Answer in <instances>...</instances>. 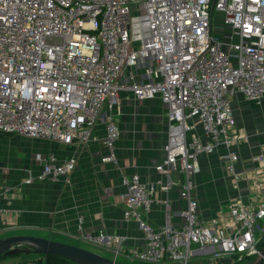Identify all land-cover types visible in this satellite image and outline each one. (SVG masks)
<instances>
[{"label":"built area","instance_id":"1","mask_svg":"<svg viewBox=\"0 0 264 264\" xmlns=\"http://www.w3.org/2000/svg\"><path fill=\"white\" fill-rule=\"evenodd\" d=\"M215 11L222 13L216 27ZM123 91L139 100L159 96L166 107L165 155L155 169L165 177L163 190L180 183L184 222L154 227L147 214L155 184L135 173L122 177L124 215L139 223L145 247L124 250L119 235L85 233L80 217L81 235L112 248L115 261L190 264L192 256L206 255L199 264H236L258 257L264 155L255 157L251 178V192L255 187L261 196L230 200L208 220L199 216L194 178L201 158L219 148L227 173L242 178L239 145L248 136L237 128L233 101L237 95L264 99V0H0L1 132L88 143L104 109L114 112ZM121 135L109 115L103 162L118 161ZM35 162L40 168L26 184L60 181L77 165L74 156L60 160L55 153H37ZM174 173L184 179L177 182ZM205 248L211 250L200 252Z\"/></svg>","mask_w":264,"mask_h":264},{"label":"crops","instance_id":"2","mask_svg":"<svg viewBox=\"0 0 264 264\" xmlns=\"http://www.w3.org/2000/svg\"><path fill=\"white\" fill-rule=\"evenodd\" d=\"M153 100L158 106H150ZM162 103L159 96L139 100L132 92L123 91L114 112L104 109L88 143L64 144L37 138L32 142L36 147L30 149L32 160L30 157L21 162H0V239L31 235L72 244L65 240L71 239L113 253L112 248L94 244L81 235L78 228L81 217L85 233L95 235L104 230L110 235L121 236L124 250L144 248V232L136 220H126L122 200L126 191L122 177L135 173L156 187L147 214L151 224L156 228L168 221L182 225L186 201L180 195L181 185L163 190L159 180L164 181L165 177L155 169L165 155L167 118ZM233 105L237 128L248 136L247 141L239 145L237 168L242 172V178L236 181L227 173L220 156L222 148L201 158L202 171L194 178V194L199 200L202 220L220 214L230 200L249 202L254 197L255 201L262 194L256 192L255 187L254 194L251 192V178L254 173L255 180L258 166L255 157L264 155V99L261 103H253L237 95ZM111 114L122 130L116 142L118 161L103 162L102 157L109 154L104 138L106 121ZM37 153H55L60 160L74 156L76 168L60 181L36 180L26 184L29 172L37 173L40 168L34 159ZM183 177L181 173L173 174L177 182ZM210 250L205 248L200 252ZM33 259L27 257L18 261L7 257L0 260V264H20Z\"/></svg>","mask_w":264,"mask_h":264},{"label":"water","instance_id":"3","mask_svg":"<svg viewBox=\"0 0 264 264\" xmlns=\"http://www.w3.org/2000/svg\"><path fill=\"white\" fill-rule=\"evenodd\" d=\"M18 253L55 254L68 258L76 264H120L114 258L50 238L18 235L0 239V256H11ZM263 260L264 245L257 259L247 264H263Z\"/></svg>","mask_w":264,"mask_h":264},{"label":"rangeland","instance_id":"4","mask_svg":"<svg viewBox=\"0 0 264 264\" xmlns=\"http://www.w3.org/2000/svg\"><path fill=\"white\" fill-rule=\"evenodd\" d=\"M222 21V13L215 11L214 12V26L216 27L217 23H221ZM216 35H220L217 30L214 32ZM262 102V101H261ZM260 102V103H261ZM254 103V102H253ZM163 104V103H162ZM151 107H156L158 104L154 102V100L150 103ZM164 106V104H163ZM165 107V106H164ZM237 115L235 111V116ZM121 117V116H120ZM237 119V117H236ZM243 131V130H242ZM245 132V131H244ZM34 139L37 138H31V137H26L25 138L20 135V134H13V135H8L4 134L3 132L0 131V162H15V161H23V159H28L32 156L30 149L32 150V147H36L33 142ZM36 155V154H35ZM33 157L30 159L32 160ZM35 159V157H34ZM264 223V220H263ZM66 241L71 242L73 245L85 248L90 251L97 252L99 254H102L105 257L108 258H113V253L104 251L97 246H93L91 244H85L82 243L78 240H71V239H65ZM62 242V241H61ZM65 243V242H63ZM198 245L194 244L193 249H197ZM216 249V248H215ZM41 254H36V253H21L15 257H10L11 259H24L27 257H30L31 259H36L39 258ZM207 256L206 255H194L190 258V264H199L201 263ZM257 257H253L251 259H247L244 262H241L240 264H247L252 261H255ZM27 261V260H26ZM118 263H123V264H135V262H131L129 260H126V258H123V256H118L117 260ZM170 264H177L175 262H171Z\"/></svg>","mask_w":264,"mask_h":264},{"label":"trees","instance_id":"5","mask_svg":"<svg viewBox=\"0 0 264 264\" xmlns=\"http://www.w3.org/2000/svg\"><path fill=\"white\" fill-rule=\"evenodd\" d=\"M8 135H11V134H8ZM263 245H264V240L260 243V247L262 248ZM19 254H21V253L11 255V256L2 255V256H0V260L5 259L7 257H15ZM28 261H37V262L45 261L47 264H76L68 258H65L63 256H59V255H55V254H47V255L41 254V256L39 258H36L33 260H28ZM25 262H27V261H25ZM135 264H154V263L135 262ZM236 264H240V263H236Z\"/></svg>","mask_w":264,"mask_h":264}]
</instances>
